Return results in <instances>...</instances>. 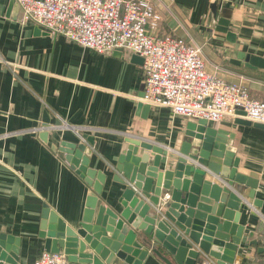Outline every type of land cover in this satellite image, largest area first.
Here are the masks:
<instances>
[{"label":"crops","instance_id":"obj_1","mask_svg":"<svg viewBox=\"0 0 264 264\" xmlns=\"http://www.w3.org/2000/svg\"><path fill=\"white\" fill-rule=\"evenodd\" d=\"M150 1L161 13L162 32L202 47L206 70L217 65L227 82H241L253 98L264 101V71L238 59L239 54L264 58V0ZM17 6L14 0H0V235L19 241L18 264H33L45 250L39 231L44 206L74 229L93 191L61 152L63 143L81 145L73 131H51L43 140L32 128L58 125L56 115L71 126L89 128L88 168L104 179L100 195L93 196L97 206L118 212L128 188L116 172L123 140L136 138L175 152L187 140L186 125L195 121L173 116L166 108H146L140 101L143 61L139 57L119 50L95 54L63 36L52 37L23 22ZM220 18L228 20L233 42L217 30ZM238 119L248 122L239 115L206 126L233 136L237 171L255 175L259 181L254 191L258 206L237 194L242 199L238 225L246 233L264 219V130L253 122L235 123ZM196 166L213 182L226 185L219 176ZM244 241L242 236L233 264H264L261 244ZM152 248L165 254L148 240L140 264H166ZM109 264L128 263L114 256Z\"/></svg>","mask_w":264,"mask_h":264},{"label":"water","instance_id":"obj_2","mask_svg":"<svg viewBox=\"0 0 264 264\" xmlns=\"http://www.w3.org/2000/svg\"><path fill=\"white\" fill-rule=\"evenodd\" d=\"M228 26L225 18L217 22V30L233 42L234 35L228 32ZM238 59L264 71V58L239 54ZM142 90L143 85L141 97ZM206 123L204 120L188 123L184 131L187 140L175 152L136 138L123 140L116 172L120 175L119 182L128 188L122 193L118 212L97 206L98 199L93 193L100 195L104 179L88 168L91 149L83 144H61L65 148L61 150L65 160L93 193H88L85 215L74 229L66 227L44 206L39 231L45 250L63 252L68 261L83 264H109L114 256L128 264H140L147 255L142 248L149 240L165 251L162 255L158 248L151 250L166 264H203L204 256L215 264H233L237 246L244 236L246 245L261 244L260 250L264 252V219H259L246 233L238 225L242 199L237 194L258 206L254 191L259 181L255 175L246 176L237 171L233 136L210 129ZM235 123L251 122L238 119ZM254 124L264 130V125ZM40 137L44 140L47 133ZM87 142L90 145L88 138ZM196 165L219 176L226 185L221 187L213 182ZM162 191L170 195L163 205L165 220L159 219L152 207L162 205L159 202ZM18 244V240L0 235V264H18Z\"/></svg>","mask_w":264,"mask_h":264},{"label":"built area","instance_id":"obj_3","mask_svg":"<svg viewBox=\"0 0 264 264\" xmlns=\"http://www.w3.org/2000/svg\"><path fill=\"white\" fill-rule=\"evenodd\" d=\"M22 21L32 23L50 36L97 54L114 50L141 59L143 90L140 101L168 109L173 116L207 123L241 117L264 125V101L253 98L241 82H227L217 65L206 70L202 47L161 31V13L150 0H15ZM58 125L41 124L34 134L71 130L89 149V128L74 127L56 115ZM65 162L70 165L67 160ZM132 189L140 195L135 188ZM170 195L153 207L165 220ZM253 207V206H252ZM251 207V208H252ZM203 264H215L204 256ZM33 264H67L63 252L42 251Z\"/></svg>","mask_w":264,"mask_h":264}]
</instances>
